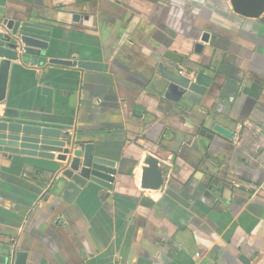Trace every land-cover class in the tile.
Segmentation results:
<instances>
[{
    "label": "crops",
    "instance_id": "obj_1",
    "mask_svg": "<svg viewBox=\"0 0 264 264\" xmlns=\"http://www.w3.org/2000/svg\"><path fill=\"white\" fill-rule=\"evenodd\" d=\"M0 10L52 27L47 60L11 69L0 117L64 124L67 141L93 143L118 170L112 190L91 183L69 202L57 160L0 152V264L19 251L27 264H264V14L242 16L231 0ZM202 67L215 81L198 103L164 73ZM150 159L163 169L157 187Z\"/></svg>",
    "mask_w": 264,
    "mask_h": 264
},
{
    "label": "water",
    "instance_id": "obj_2",
    "mask_svg": "<svg viewBox=\"0 0 264 264\" xmlns=\"http://www.w3.org/2000/svg\"><path fill=\"white\" fill-rule=\"evenodd\" d=\"M231 4L235 12L248 18H259L264 14V0H231ZM51 32V26L38 20L0 10V104L6 99L10 71L18 62L36 65L47 60ZM167 57L175 62L181 60L174 53H168ZM48 62L97 71L108 68L102 62L87 60L51 58ZM206 70L204 67L196 68L190 75L169 70H164V73L184 91L187 99L198 103L215 81V76ZM66 129L68 126L64 124L27 120L6 113L0 117V152L5 153L8 159L14 155H25L57 160L64 179L62 195L66 201L73 202L91 183L112 190L118 174L116 162L102 156L93 143L77 147L67 141L69 134L63 132ZM214 130L233 137L230 130L219 124H215ZM158 164L157 160L150 159L149 166L144 169L145 176L155 187L159 186L163 175V169ZM239 259L249 264L244 254ZM8 264H27L26 252H16Z\"/></svg>",
    "mask_w": 264,
    "mask_h": 264
},
{
    "label": "built area",
    "instance_id": "obj_3",
    "mask_svg": "<svg viewBox=\"0 0 264 264\" xmlns=\"http://www.w3.org/2000/svg\"><path fill=\"white\" fill-rule=\"evenodd\" d=\"M181 74H184V72L180 71ZM66 133L70 134L69 130H65Z\"/></svg>",
    "mask_w": 264,
    "mask_h": 264
},
{
    "label": "flooded vegetation",
    "instance_id": "obj_4",
    "mask_svg": "<svg viewBox=\"0 0 264 264\" xmlns=\"http://www.w3.org/2000/svg\"><path fill=\"white\" fill-rule=\"evenodd\" d=\"M180 71H182V70H180ZM180 71H178L177 73L181 74ZM182 72H183V71H182ZM181 75H185V74H181Z\"/></svg>",
    "mask_w": 264,
    "mask_h": 264
},
{
    "label": "trees",
    "instance_id": "obj_5",
    "mask_svg": "<svg viewBox=\"0 0 264 264\" xmlns=\"http://www.w3.org/2000/svg\"><path fill=\"white\" fill-rule=\"evenodd\" d=\"M36 179V178H35Z\"/></svg>",
    "mask_w": 264,
    "mask_h": 264
}]
</instances>
